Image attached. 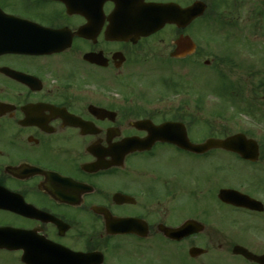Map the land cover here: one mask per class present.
Returning <instances> with one entry per match:
<instances>
[{"label": "flooded vegetation", "instance_id": "af4514ba", "mask_svg": "<svg viewBox=\"0 0 264 264\" xmlns=\"http://www.w3.org/2000/svg\"><path fill=\"white\" fill-rule=\"evenodd\" d=\"M195 2L206 11L186 26L113 34ZM244 4L0 0V264H264V137L249 136L254 159L180 146L233 134L199 125L204 89L142 81L191 66L194 23ZM236 166L246 179L222 176Z\"/></svg>", "mask_w": 264, "mask_h": 264}, {"label": "rangeland", "instance_id": "374dc122", "mask_svg": "<svg viewBox=\"0 0 264 264\" xmlns=\"http://www.w3.org/2000/svg\"><path fill=\"white\" fill-rule=\"evenodd\" d=\"M229 21L232 25L227 24ZM192 37L197 52L190 61L191 66L178 67L171 73L167 71L168 76H164L161 68L155 72L158 78L144 77L142 81L153 83L152 93L170 94L165 81L175 74V80L183 79L195 92L204 89L208 96V115L206 119L200 117V126L201 121L206 120L208 126L227 135L241 132L264 137V0H245L235 18H204L196 22ZM207 60L209 65H205ZM222 77L241 91L234 102L221 98ZM255 114L261 124L255 123ZM227 175L237 182L248 177L244 169L237 166L224 170L222 176Z\"/></svg>", "mask_w": 264, "mask_h": 264}, {"label": "water", "instance_id": "95a60500", "mask_svg": "<svg viewBox=\"0 0 264 264\" xmlns=\"http://www.w3.org/2000/svg\"><path fill=\"white\" fill-rule=\"evenodd\" d=\"M204 10V5L200 2H196L191 7L182 10V12L190 18H148L146 21H142L137 18H130L126 27H124L123 30L116 36L122 39H134V37H139L142 34L155 32L162 28L166 23H178L180 25H184L195 19L197 16L202 15ZM178 12H181L180 8L178 9ZM161 13H163V11H161ZM165 13L168 15L170 13V9H168ZM190 48L193 49L194 45H190ZM186 141L188 144L186 146L196 151H204L214 146H219L237 151L246 158H252L253 154L257 152V147H249L252 140H247L243 134L234 135L226 138L225 140L211 139L207 143L201 145H192L188 142V140ZM176 142L184 143V141H180V139Z\"/></svg>", "mask_w": 264, "mask_h": 264}, {"label": "trees", "instance_id": "16d2710c", "mask_svg": "<svg viewBox=\"0 0 264 264\" xmlns=\"http://www.w3.org/2000/svg\"><path fill=\"white\" fill-rule=\"evenodd\" d=\"M232 90H237V88L234 84H229V83L223 82L221 89L219 90V93L221 95H230Z\"/></svg>", "mask_w": 264, "mask_h": 264}]
</instances>
